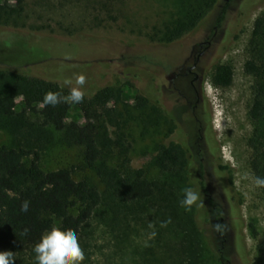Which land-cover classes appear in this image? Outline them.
<instances>
[{
	"label": "rangeland",
	"instance_id": "obj_1",
	"mask_svg": "<svg viewBox=\"0 0 264 264\" xmlns=\"http://www.w3.org/2000/svg\"><path fill=\"white\" fill-rule=\"evenodd\" d=\"M101 1L26 0L20 20L22 28L11 31L8 36L0 33V70L23 74L33 72L62 85L68 80L71 83L65 86L70 88L77 87L75 77L82 73L86 77L82 90L90 94L99 88L90 63L114 66L115 74L108 76L103 86L122 88L120 99L109 101L108 107L115 111L123 124L125 140L124 153L115 147L108 163L120 164L127 159L133 169L148 167L156 173V163L173 158L169 152L161 153L158 148L174 143L188 156V185L199 194V206L194 204L193 207L207 263L217 264V252L223 247L230 264H253L257 259L264 264V202L260 187L255 185L249 164L250 151L246 145L251 132L247 108L252 78L242 69L253 21L264 10V0L257 1L246 12L237 6L236 1L231 2L218 29L219 35L228 22L233 20V24L238 25L236 38L218 59V63L232 67L233 77L230 86L225 88L211 83L213 69H209L204 77L203 94L207 108L202 121L208 129L203 138L198 132L196 112L194 115L190 110L177 109L172 96L160 108L165 115L173 117V125L162 115L158 121L151 105L138 107L134 97L142 96L153 101L152 65L169 63L173 70L194 43L210 36L221 4L203 17L194 29L171 43L163 44L150 42L147 38L153 28H161L169 19L173 7L171 0H117L108 9L98 5ZM4 2L13 6L12 0H0V3ZM241 12L243 20L238 17ZM145 62L150 63V67ZM22 94V90L15 91L16 111L20 108ZM72 121L88 127L98 124L100 131H108L112 141L117 136L112 121L87 124L77 110L71 109L65 123ZM170 127L173 128L172 134L167 133ZM208 138L214 141V154L208 150ZM11 140L25 145V142L18 141L20 137L13 139L9 131L1 128L0 145L9 144ZM27 143L40 145V167L43 170L73 168L75 179H94L93 172L79 169L83 148L74 146L64 133L51 130L44 136L33 135ZM90 147L99 146L93 140ZM220 166L227 169L221 170ZM201 168L206 192L199 183ZM207 196L212 205L208 204ZM129 224L139 229L138 234L144 233L141 223L127 218L122 224L126 234L132 233L127 227ZM91 225L96 228L94 236L78 238L84 253L81 264H108L112 260L113 264H132L127 242L123 246V256L112 258L115 243L108 227L97 219ZM150 237L151 233L146 236L148 240Z\"/></svg>",
	"mask_w": 264,
	"mask_h": 264
},
{
	"label": "trees",
	"instance_id": "obj_2",
	"mask_svg": "<svg viewBox=\"0 0 264 264\" xmlns=\"http://www.w3.org/2000/svg\"><path fill=\"white\" fill-rule=\"evenodd\" d=\"M114 1L117 0H102L98 5L108 9ZM171 1L173 7L169 19L161 28H153L147 38L150 42L166 44L179 39L194 29L218 4L221 5L215 26L220 27L231 2L236 1L237 6L246 12L259 0ZM12 2L13 6L0 3L2 36H8L11 31L23 26H20V20L26 0ZM238 17L243 20L244 14L241 12ZM233 23V20L228 22L227 27L222 29L225 42L205 69H213L211 83L221 88L232 83V67L218 63V59L237 36L238 25ZM242 69L252 78L247 108L251 132L246 140L250 151V169L254 178H264V10L253 21ZM90 70L99 88L85 94L79 104L59 103L54 107L42 105L44 94L52 91L67 96L70 87L33 72L23 74L15 70H0V129L9 131L13 139L20 137L18 141L25 142L22 145L11 140L9 144L0 145V251L13 252L14 264H36L33 248L51 228L72 231L77 238L92 237L96 228L91 224L97 219L108 227L113 237L115 249L112 258L123 256V246L127 242L131 248L132 264H208L194 207L186 210L179 203L183 198L182 190L189 187L186 152L174 143L160 146L159 152H169L173 158L156 163V173L148 167L133 169L127 159L120 164L108 163L112 160L115 147L124 153L123 124L115 111L108 107L109 101H117L123 92L120 87L103 86L105 79L115 74L114 66L104 67L99 62H92ZM17 89L23 91L18 111L15 101ZM134 98L140 108L151 105L158 121L162 115L173 125V117L165 115L157 103L142 96ZM71 109L77 110L87 124L112 121L117 135L114 141L106 129L100 131L98 124L88 127L73 121L65 123ZM51 130L64 133L74 146L83 148L82 167L79 169L93 172L94 179H75L73 168L45 171L40 167V145L28 144V138L44 136ZM167 131L172 134L173 128ZM93 140L99 147H90ZM208 148L214 154L212 138ZM219 168L227 169L225 166ZM202 176L201 168L199 183L206 192ZM260 190L264 202V187ZM24 201L29 202L27 212L20 211ZM207 201L212 205L208 196ZM127 218L141 223L144 233L138 234L139 229L129 224L127 227L132 233L126 234L122 224ZM150 233L148 240L146 236ZM112 261L108 264H113ZM216 263L230 264L223 247L217 252ZM253 264L262 263L257 259Z\"/></svg>",
	"mask_w": 264,
	"mask_h": 264
},
{
	"label": "flooded vegetation",
	"instance_id": "obj_3",
	"mask_svg": "<svg viewBox=\"0 0 264 264\" xmlns=\"http://www.w3.org/2000/svg\"><path fill=\"white\" fill-rule=\"evenodd\" d=\"M218 29L219 27L214 26L209 37L194 43L188 54L181 57L173 70L169 63L165 66L152 65L155 84V88L152 89L153 101L159 107H162L163 102L172 96L173 101L177 103V109L181 111L190 110L194 115L196 112L197 117L195 119L198 123L200 137L208 129L202 121V118L206 116L205 111L207 108V102L203 94V82L207 73L205 69L225 42L224 36L221 33L218 35ZM145 64L150 65L148 62H145Z\"/></svg>",
	"mask_w": 264,
	"mask_h": 264
},
{
	"label": "clouds",
	"instance_id": "obj_4",
	"mask_svg": "<svg viewBox=\"0 0 264 264\" xmlns=\"http://www.w3.org/2000/svg\"><path fill=\"white\" fill-rule=\"evenodd\" d=\"M86 77L84 74H77L75 84L71 87L67 96L59 92H46L42 99L44 106H56L59 103L79 104L83 101L85 92L82 90L85 85ZM71 81L65 80L64 84L69 85ZM257 187H264V178H255ZM183 198L179 201L180 205L186 210L194 204L198 205L199 194L191 187H185ZM29 202L24 201L20 206L21 212H27ZM27 229H25V232ZM36 264H81L84 260V253L78 243L77 235L72 231H63L53 227L43 234L38 243L35 244ZM15 258L11 251H0V264H14Z\"/></svg>",
	"mask_w": 264,
	"mask_h": 264
}]
</instances>
